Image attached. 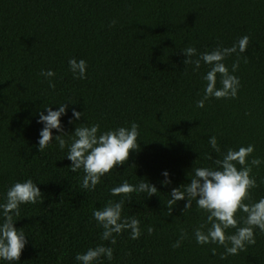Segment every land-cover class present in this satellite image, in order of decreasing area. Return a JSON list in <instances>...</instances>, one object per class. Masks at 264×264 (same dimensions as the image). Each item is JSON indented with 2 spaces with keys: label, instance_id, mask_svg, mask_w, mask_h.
Instances as JSON below:
<instances>
[{
  "label": "trees",
  "instance_id": "trees-1",
  "mask_svg": "<svg viewBox=\"0 0 264 264\" xmlns=\"http://www.w3.org/2000/svg\"><path fill=\"white\" fill-rule=\"evenodd\" d=\"M245 35L246 51L223 61L230 72L238 65L232 73L240 82L237 96L209 97L196 107L210 65L201 60L193 71L182 50L195 48V60ZM70 58L87 62L85 79L74 78ZM47 69L55 75L41 76ZM219 81L218 73L217 87ZM65 101L66 132L81 122L99 124L101 131L138 125V150L94 190L81 187L82 169L68 167L67 146L61 150L53 142L42 152L36 146L38 114ZM73 107L83 116L69 123ZM213 135L219 151L208 142ZM248 144L254 145L252 156L264 160V0H0V202L8 187L26 179L42 192L15 217L28 244L13 264H78L77 253L101 244L112 247L113 256L98 264H264L258 229L255 244L221 258L224 246L194 238L195 228L210 226L208 213L195 202L188 209L183 200L168 205L171 188L189 182L194 167H217L228 148ZM164 169L171 174L168 186L160 183ZM250 175L256 187L248 203L264 196V163ZM140 180L155 184L156 194L110 192L123 181ZM121 197L122 215L137 218L142 234L133 240L124 230L111 244L101 238L92 210ZM236 215L243 226L246 214Z\"/></svg>",
  "mask_w": 264,
  "mask_h": 264
},
{
  "label": "clouds",
  "instance_id": "clouds-1",
  "mask_svg": "<svg viewBox=\"0 0 264 264\" xmlns=\"http://www.w3.org/2000/svg\"><path fill=\"white\" fill-rule=\"evenodd\" d=\"M249 37L242 36L231 47H218L210 52H203L199 57L192 60L196 55V49L187 47L182 50L186 65L192 63L193 71L200 68L201 60L210 65V69L204 74L203 80L206 84L203 89V98L196 102V107L203 108L204 101L209 97L235 98L240 87L239 78L234 73L238 65L233 64L231 72L223 62L224 59L239 50L243 53L247 49ZM69 70L74 78L85 79L87 62L84 59L68 60ZM220 74V86L217 87V74ZM41 76L50 78L55 75L52 69L42 70ZM49 87H54L49 80ZM71 102V101H67ZM72 103V102H71ZM74 104V103H73ZM58 108L53 110L49 105L44 107L45 111L38 114L37 123L42 124L39 131L37 148L39 152L45 150L51 143H56L61 150L67 146L65 157L71 162L68 166L71 171L83 170L81 187L86 190H94L101 178L126 162L130 152L138 150L137 137L139 136L138 125L132 122L130 126H118L106 131L100 130V125L91 123L87 126L81 122L76 124L71 132H66L62 125L61 117L67 115L68 104L58 103ZM83 112L75 107L71 108L69 123L80 121ZM53 130H56L54 135ZM64 134H69L68 141ZM210 146L219 151L217 139L213 135L209 137ZM254 145L240 146L238 149L228 148L223 158L215 161L217 167L200 166L194 167L192 174L187 173L189 182L178 187L171 188L168 205L184 201V209L191 208L193 202L197 209H203L208 213L207 223L209 227L201 225L194 229V238L197 244H219L224 246V255L236 254L247 245L255 244L254 229L264 233V196L255 202L248 203L251 199V189L256 187L255 178L250 175L253 166L264 163L259 157H253ZM64 157V158H65ZM237 165H240L238 168ZM163 179L162 186L172 184L171 174L167 169L161 171ZM157 187L148 180H140L137 184L121 182L118 186L110 189L113 196L130 194L133 192H145L150 197L156 194ZM42 192L38 184L31 179L13 183L3 193L0 202V264L4 261L13 264L19 261L22 250L28 244V239L23 228L15 227V217L20 215V206L23 204H35L41 198ZM124 197L120 200L108 201L104 207L92 210V216L99 227L103 229L101 238L115 244V235L124 230H129V236L135 240L142 234L140 221L131 216H123L122 208ZM183 209V210H184ZM246 214L242 218L243 226H237L239 218L237 213ZM235 228V232L226 234L228 228ZM153 229L147 228L151 233ZM175 246H179V240ZM113 256L112 247L97 245L90 247L74 257L78 264H98L101 257L111 260Z\"/></svg>",
  "mask_w": 264,
  "mask_h": 264
}]
</instances>
